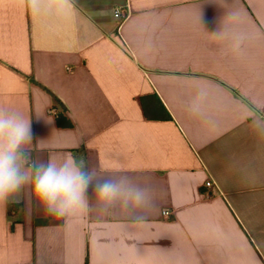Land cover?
Segmentation results:
<instances>
[{
  "label": "crops",
  "instance_id": "1",
  "mask_svg": "<svg viewBox=\"0 0 264 264\" xmlns=\"http://www.w3.org/2000/svg\"><path fill=\"white\" fill-rule=\"evenodd\" d=\"M73 3L53 18L0 0V105L31 118L34 158L83 156L147 180L159 207L134 227L58 219L21 196L0 205V264H264V137L248 119L264 112V0ZM227 11L248 34L240 56L204 31ZM201 87L206 116L194 118Z\"/></svg>",
  "mask_w": 264,
  "mask_h": 264
},
{
  "label": "clouds",
  "instance_id": "2",
  "mask_svg": "<svg viewBox=\"0 0 264 264\" xmlns=\"http://www.w3.org/2000/svg\"><path fill=\"white\" fill-rule=\"evenodd\" d=\"M33 16L62 18L74 8L73 0H19ZM238 11H227L218 27L206 31L211 42L224 46L227 53L243 55L248 34ZM207 89L195 92L187 111L194 118H205ZM255 118L249 127L264 137V112L252 107ZM31 118L22 111L0 105V205L19 202L24 196L45 214L69 218L81 214L118 217L134 227L143 226L159 205L156 191L147 180L103 167L90 166L83 157H33Z\"/></svg>",
  "mask_w": 264,
  "mask_h": 264
},
{
  "label": "built area",
  "instance_id": "3",
  "mask_svg": "<svg viewBox=\"0 0 264 264\" xmlns=\"http://www.w3.org/2000/svg\"><path fill=\"white\" fill-rule=\"evenodd\" d=\"M129 8L127 6L125 7H117L114 9L113 14L114 17L119 21L123 22L128 16H129ZM214 186V183L212 180H208L205 184V188L210 189ZM162 216L165 219H169L171 216V212L168 209H165L162 211Z\"/></svg>",
  "mask_w": 264,
  "mask_h": 264
},
{
  "label": "trees",
  "instance_id": "4",
  "mask_svg": "<svg viewBox=\"0 0 264 264\" xmlns=\"http://www.w3.org/2000/svg\"><path fill=\"white\" fill-rule=\"evenodd\" d=\"M163 113L164 114H159L157 117H161V118H171V116L169 115V113H167V111L165 109H163ZM145 111H146V107H145ZM146 116L150 117V115L148 114V112L146 111ZM58 124L60 126H64V127H71L72 123L70 121H65L64 117L62 115H58ZM49 223V219L46 220H37L36 224L37 225H45Z\"/></svg>",
  "mask_w": 264,
  "mask_h": 264
}]
</instances>
